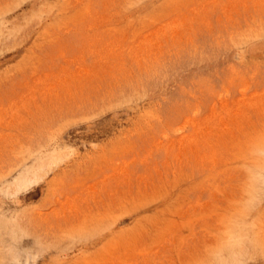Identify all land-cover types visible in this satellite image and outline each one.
Returning a JSON list of instances; mask_svg holds the SVG:
<instances>
[{
  "label": "rangeland",
  "instance_id": "obj_1",
  "mask_svg": "<svg viewBox=\"0 0 264 264\" xmlns=\"http://www.w3.org/2000/svg\"><path fill=\"white\" fill-rule=\"evenodd\" d=\"M0 264H264V0H0Z\"/></svg>",
  "mask_w": 264,
  "mask_h": 264
}]
</instances>
